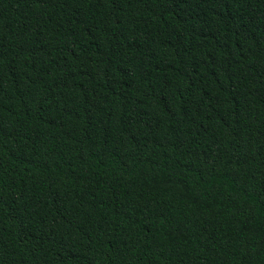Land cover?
<instances>
[{
	"label": "trees",
	"instance_id": "16d2710c",
	"mask_svg": "<svg viewBox=\"0 0 264 264\" xmlns=\"http://www.w3.org/2000/svg\"><path fill=\"white\" fill-rule=\"evenodd\" d=\"M0 264H264V0H0Z\"/></svg>",
	"mask_w": 264,
	"mask_h": 264
}]
</instances>
